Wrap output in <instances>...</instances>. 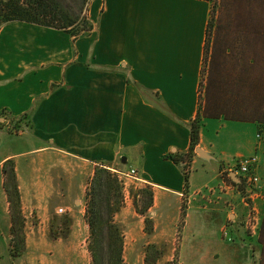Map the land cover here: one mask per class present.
I'll use <instances>...</instances> for the list:
<instances>
[{
  "label": "crops",
  "instance_id": "obj_1",
  "mask_svg": "<svg viewBox=\"0 0 264 264\" xmlns=\"http://www.w3.org/2000/svg\"><path fill=\"white\" fill-rule=\"evenodd\" d=\"M209 12V0H89L93 29L76 39L23 21L0 27V234L10 227L2 167L11 159L26 216V249L44 264L51 256L56 264H88V180L99 165L133 168L136 178L127 185L152 188L154 231H144V216L126 195L115 221L128 264H143L149 243L165 245L160 262L176 252L179 264H259L258 237L244 230L248 207L239 192L210 191L222 181L221 163L256 155L259 191L251 195V208L261 223L264 135L258 121L203 118L198 147L210 157H192L181 228L183 171L165 157L190 146ZM254 103L247 109L259 116ZM23 115L19 133L8 131L6 123ZM205 124L217 133L230 131L239 149L216 157ZM213 160L216 165L209 164ZM58 208L72 219L65 239L48 233Z\"/></svg>",
  "mask_w": 264,
  "mask_h": 264
},
{
  "label": "trees",
  "instance_id": "obj_2",
  "mask_svg": "<svg viewBox=\"0 0 264 264\" xmlns=\"http://www.w3.org/2000/svg\"><path fill=\"white\" fill-rule=\"evenodd\" d=\"M209 1L210 12L198 90L199 106L195 118L189 123L190 146L186 152L165 155L182 167L184 196L188 193L190 164L199 143L204 117L255 119L258 121V130L264 131V110L261 108L264 109V68L255 66L256 60L264 52V0ZM81 4L85 7L83 5L77 13H72L58 0H0V27L8 22L23 21L63 30L76 39L89 34L93 29L87 13L88 0H81ZM252 37L260 39L258 47L249 45ZM229 62L230 72L218 77L224 65ZM252 102H255L253 113H258L259 116H248L244 113V109L248 108V104L252 105ZM24 118L23 115L17 120ZM11 120L16 121L14 118ZM2 172L3 188L11 215L9 254L18 256L25 248L24 218L16 171L11 159L4 162ZM132 197L136 212L144 216V231L151 234L154 231L153 220L149 214L153 201L151 186L139 188ZM86 198L85 217L90 228L88 251L91 264H125L124 234L115 221V214L124 200L118 177L107 166H96L88 180ZM61 223L60 231L50 228L52 237L67 236L71 218L66 215ZM258 242L259 264H264V213ZM164 252L165 247L162 245L147 244L144 248V264H175L173 260L160 262Z\"/></svg>",
  "mask_w": 264,
  "mask_h": 264
},
{
  "label": "rangeland",
  "instance_id": "obj_3",
  "mask_svg": "<svg viewBox=\"0 0 264 264\" xmlns=\"http://www.w3.org/2000/svg\"><path fill=\"white\" fill-rule=\"evenodd\" d=\"M58 1H60L64 6H66L68 11H72V13L73 12L77 13L78 9L81 8L84 5V4H81V0H58ZM83 7H85V5ZM81 15H82V13H81ZM259 40L260 39H258V38L252 37L251 40H250L249 45L251 47H255V46L258 47L260 45V42H261ZM230 64L231 63L229 62L228 64L224 65V68L220 71V74H218V77H222V76H224V74H228L230 72ZM255 66H256V68H261V67L264 68V52H262L261 56L256 60ZM204 80H205V77H204ZM201 90H202L201 94H202V97H203V95H204L203 87L201 88ZM249 106H252V105L248 104V107ZM261 108H262V110H264L263 107H261ZM244 110H245L244 113L247 114L248 116L252 115V110H250V109L249 110L248 109H244ZM19 121L20 120L12 121L10 119L8 121V123H6L7 130L10 131V132H13V133H19V131L21 129L20 128L21 124H20ZM212 121H216V120H212ZM204 133H205V135L207 137V140H206L207 142L206 143H207L208 146L210 145L209 147H210L211 151L216 155V157H221L224 154L232 155V153H234L237 149H239V142L237 140H234L231 137V133L228 130H221L219 133H217L214 128H212L210 126H206V124H205ZM258 134L259 135H264V131L263 130L262 131L258 130ZM216 162L217 161L213 160L209 164L210 165H216L217 164ZM234 166H235V163L233 165H228V166L226 164H224V163L220 164V179H222V181L219 184V186H216L215 188H211L210 191H213L214 189L219 187V188H221V189H223L225 191L226 190L229 191V192L233 191L234 193L239 192L241 201L243 203H245L246 207H248L246 215H244L243 218H242V223H243L244 230L248 233L247 235L250 237V235L253 234L252 233L253 231L249 227L246 228V224H245L246 221H247V216H249V214L252 212V208H251V202L252 201H251V197H249V194L258 192L259 189H257L258 191H256L255 189H254L255 191L254 190H250L248 185H246V183L243 180H241V179H240V183H239L241 186L236 185V183L232 180V178L230 176L232 174V170H233ZM190 168H191V164H190ZM110 170L118 177V179L120 181V184H121V190H122L123 199H124L121 207L124 205V201H125V196L126 195H129V197L131 198L132 203H133V197H132L133 194H135V192L139 188L144 187L145 185L140 186V187H130V185L128 186L127 184H131V181H134L133 177H129V176L127 177L126 176V177L119 178L118 173L116 171H120V170H115V171L112 170V169H110ZM123 172H125V171H123ZM130 190H132L131 193H130ZM86 191H87V189H86ZM188 191H189V189H188ZM260 191L263 194L264 193V188L261 189ZM187 195H188V193H187ZM187 195H185V196L183 195L182 196V203H181V215H182V218H181L180 225H179L180 228L183 225V221H184L183 219L185 217V209H186V205H187V198H186ZM86 201H87V198H86V194H85L84 220H85V222L87 224L86 217H85ZM21 208H22V206H21ZM22 214H23V218H24L23 233H24L25 248H24V251L20 255L11 256L9 254V248H10V243H11V234H10L11 215H10L9 204H8V216H9V219H10V225H9L10 227L8 229V232H6V230L3 229V231L0 234V264H44V263H41L40 260H36L34 258L36 256V252H31V251L26 249V240H25V238H26V230H25L26 216L23 213V211H22ZM66 215L69 216L67 213H58L56 211L51 216L50 220L48 221V233H49V236L51 238H53V239H57V238L65 239V238L68 237V235L70 233V228H71V225H72V219H71V223H70V227H69V232H68L66 237L58 236V237L55 238V237H52L51 233H50V228L53 229L54 231H60V229L62 227L61 219L63 217H65ZM28 217L30 218V220H31L33 225H35L37 223V218H36V215L34 213H31ZM87 226H88V224H87ZM259 227H260V221H259L258 225H256V227H255V236H256V238L258 237V234H259ZM180 228H179V230H180ZM89 235H90V228L88 226V239H87V243H86L87 249H88V240H89V237H90ZM16 243H17V241H16ZM103 245H104V243H103ZM159 245H162V246L165 247L164 244H159ZM144 248H143V258H144ZM259 248H260V244H259ZM165 252H166V247H165ZM165 252H164V254H165ZM257 252L255 250L256 254H257ZM89 254L90 253H88V256H89ZM164 254H163V256H164ZM123 257H124V250H123ZM172 260L175 261V264H179L178 260H177L176 252H175V255H174ZM48 262H50V261H48ZM56 262L57 261H54L52 259V256H51V262L50 263H46V264H56ZM124 262H125V264H128V261H125V259H124ZM88 264H91V256L89 257ZM143 264H144V261H143ZM256 264H257V262H256Z\"/></svg>",
  "mask_w": 264,
  "mask_h": 264
},
{
  "label": "built area",
  "instance_id": "obj_4",
  "mask_svg": "<svg viewBox=\"0 0 264 264\" xmlns=\"http://www.w3.org/2000/svg\"><path fill=\"white\" fill-rule=\"evenodd\" d=\"M258 162V158L256 155H252L237 161L236 165L234 166L232 173L240 172L242 174V179L248 185L250 190H254L259 182V176L256 173V165ZM118 173L119 178L122 177H133L136 178V170L131 168L128 171H116ZM255 191V190H254ZM253 193L249 194L251 197ZM58 213H65L63 208L57 209ZM246 228H250L255 234V227L258 225V218L256 213L252 210V212L247 216L246 221Z\"/></svg>",
  "mask_w": 264,
  "mask_h": 264
},
{
  "label": "water",
  "instance_id": "obj_5",
  "mask_svg": "<svg viewBox=\"0 0 264 264\" xmlns=\"http://www.w3.org/2000/svg\"><path fill=\"white\" fill-rule=\"evenodd\" d=\"M195 152L198 153V155L200 157L204 158V159H208L210 157L205 151H203L198 146L195 148ZM232 174H233V179L236 180V181H238V182H240V178L236 174H234V173H232Z\"/></svg>",
  "mask_w": 264,
  "mask_h": 264
}]
</instances>
